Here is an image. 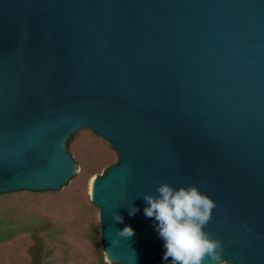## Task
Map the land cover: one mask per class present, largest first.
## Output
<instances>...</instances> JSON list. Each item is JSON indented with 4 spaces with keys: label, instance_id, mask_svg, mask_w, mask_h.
<instances>
[{
    "label": "water",
    "instance_id": "1",
    "mask_svg": "<svg viewBox=\"0 0 264 264\" xmlns=\"http://www.w3.org/2000/svg\"><path fill=\"white\" fill-rule=\"evenodd\" d=\"M81 129L118 154L89 191L107 263L164 264L143 196L169 184L215 201L227 264H264V0H0V194L65 186Z\"/></svg>",
    "mask_w": 264,
    "mask_h": 264
},
{
    "label": "rangeland",
    "instance_id": "2",
    "mask_svg": "<svg viewBox=\"0 0 264 264\" xmlns=\"http://www.w3.org/2000/svg\"><path fill=\"white\" fill-rule=\"evenodd\" d=\"M66 148L76 164V173L57 191H19L0 194V216L44 225L46 264H99L104 260L91 243L99 231L98 209L89 201V183L103 175L118 158L117 152L88 129L66 139ZM29 232L0 242V264H29Z\"/></svg>",
    "mask_w": 264,
    "mask_h": 264
},
{
    "label": "clouds",
    "instance_id": "3",
    "mask_svg": "<svg viewBox=\"0 0 264 264\" xmlns=\"http://www.w3.org/2000/svg\"><path fill=\"white\" fill-rule=\"evenodd\" d=\"M156 193V196H143L147 205L143 213L155 222L158 237L163 242L164 264H205L206 261L208 264H227L222 258V242L210 238V234L204 230L216 208L215 201L196 186L175 189L169 184H161L156 188ZM137 211V207H130L128 214L134 216ZM112 218L117 223H123V218L118 214ZM247 230L252 231L251 228ZM117 235L130 238L135 231L125 225ZM111 243L115 247L119 241L113 240Z\"/></svg>",
    "mask_w": 264,
    "mask_h": 264
},
{
    "label": "trees",
    "instance_id": "4",
    "mask_svg": "<svg viewBox=\"0 0 264 264\" xmlns=\"http://www.w3.org/2000/svg\"><path fill=\"white\" fill-rule=\"evenodd\" d=\"M46 229L44 225L34 226L27 220L20 218L12 219L0 216V242L12 240L15 236L23 232H29L32 244L28 249L29 264H46L47 247L42 237V232ZM91 243L100 252V231L90 236ZM99 264H105L99 258Z\"/></svg>",
    "mask_w": 264,
    "mask_h": 264
},
{
    "label": "bare ground",
    "instance_id": "5",
    "mask_svg": "<svg viewBox=\"0 0 264 264\" xmlns=\"http://www.w3.org/2000/svg\"><path fill=\"white\" fill-rule=\"evenodd\" d=\"M93 179V178H92ZM91 182H92V180L90 179V183H89V191H90V189H91Z\"/></svg>",
    "mask_w": 264,
    "mask_h": 264
}]
</instances>
